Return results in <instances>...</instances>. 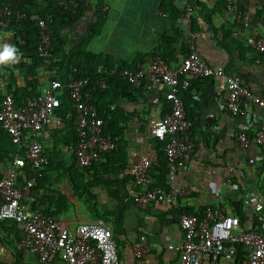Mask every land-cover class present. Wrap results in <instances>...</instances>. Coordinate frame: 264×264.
<instances>
[{"label":"crops","instance_id":"0c3cea01","mask_svg":"<svg viewBox=\"0 0 264 264\" xmlns=\"http://www.w3.org/2000/svg\"><path fill=\"white\" fill-rule=\"evenodd\" d=\"M95 1L86 0L84 15L75 22L70 33L74 39L85 32L93 19ZM104 1L106 22L92 45L104 32L110 9L114 10L112 25L115 33L111 32L108 39L115 37L119 42L115 41L111 46L108 42L103 44V50L98 51L102 58L115 55V60L133 62L144 54L149 57L163 33H175L176 24L183 30L185 43L183 40L182 44L180 41L175 44L171 66H175L186 52L190 28L196 33L195 51L204 61L211 66H222L225 73L238 76L256 94H264V52H257L246 43L248 36L264 34V0H233L232 11L225 8L224 0H191L193 12L190 18L183 15L184 0ZM239 12L247 17V26L237 20ZM4 45L12 46L0 35V50ZM17 61L18 58L0 64V102L4 93L16 89L33 91L37 96L49 81V71L41 64L37 66L34 79L31 76L25 79L16 69ZM112 64V68L116 66V63ZM140 92L141 96L138 94L118 102L122 113L114 114L118 120L113 127L117 132L116 148L102 154L93 166L103 172L89 189L95 195L94 204L102 217L90 212L91 201L85 203L84 196L78 197L73 192L71 176L81 182L85 177L75 162L70 134L57 115L38 133L37 139L49 163L34 185L35 205L71 227L83 221L103 220L117 241L120 264L176 263L179 254L176 246L183 239L179 226L182 214L202 215L208 208L223 207L227 213L239 215L242 222L260 230L258 215L246 210L242 200L245 192L251 190L264 198V145L253 144L242 152L235 133L244 128L252 131L264 122V108L250 105L244 113L233 115L226 107L227 92L223 83L214 87L208 78H198L189 87L181 88L179 96L184 102L186 116L193 122L190 134L194 151L184 162L176 180L190 193L171 204L155 200L142 208L132 200L140 188L133 182L131 166L141 155L148 156L151 159L150 188L160 187L163 182L166 186V167L159 156L162 141L150 135L148 122L166 114L169 106L163 98L164 87L159 82L152 83L150 89L143 87ZM125 113L129 117L122 121ZM9 148L7 144L0 147V177L10 166L12 156L6 157L8 154L4 150ZM259 215H264V211ZM21 235V227L14 221L0 222V264H17L21 259L18 247ZM140 241L147 251L138 258L133 247ZM49 264L59 263L54 260Z\"/></svg>","mask_w":264,"mask_h":264},{"label":"built area","instance_id":"2783aa9c","mask_svg":"<svg viewBox=\"0 0 264 264\" xmlns=\"http://www.w3.org/2000/svg\"><path fill=\"white\" fill-rule=\"evenodd\" d=\"M224 3L227 10L234 9L233 0H224ZM192 12L191 0H184V17L190 18ZM10 13L7 5L0 11L1 15ZM15 16L18 19L23 14ZM237 20L247 26L248 19L242 13L237 14ZM37 29V52L46 63L50 57L51 33L43 18H38ZM187 31V50L175 66L158 55H151L134 68L123 70L133 87L150 89L152 83L159 82L169 106L166 114L148 122L150 135L164 141L166 186L150 188L151 159L148 156L141 155L131 166L133 182L140 188L132 200L142 208L155 200L171 204L190 193L176 180L194 151L190 134L193 122L186 116L179 96L181 88L189 87L192 80L208 78L214 87L223 83L227 92L226 107L233 115L244 113L250 105L264 108V94H256L238 76L226 74L222 66H211L204 61L195 51L196 33L190 28ZM246 43L257 52H264V34L250 35ZM90 83L89 78L70 73L65 82L49 80L40 94L26 97L19 106L8 92L0 102V131L6 132L11 142L22 149V154L17 152L12 156L8 172L0 177V222L12 220L21 227L18 247L23 264H49L56 259L61 264H120L117 241L102 221H83L71 227L33 206L32 188L48 165L38 133L52 123L61 105V91L66 90L74 104L76 164L89 166L116 147L113 137L103 133L104 121L92 102ZM235 139L242 152L253 144L264 145V122L252 131L238 130ZM27 170L33 174L25 178ZM19 178H23L20 183ZM242 203L246 210L258 215L260 230L242 222L239 215L227 213L223 207L208 208L200 216L182 214L179 226L183 239L176 246L179 254L174 264H264V215H259L264 211V198L251 190L245 192ZM146 251L142 241L134 244L136 257L144 256Z\"/></svg>","mask_w":264,"mask_h":264},{"label":"trees","instance_id":"16d2710c","mask_svg":"<svg viewBox=\"0 0 264 264\" xmlns=\"http://www.w3.org/2000/svg\"><path fill=\"white\" fill-rule=\"evenodd\" d=\"M85 2L86 0H0V11L5 5L11 11L9 15L0 14V22H2L0 24V35L4 39L9 40L12 47L16 49L15 54L19 60L16 63V69L18 73H23L25 79L28 76L34 79V75L37 73V66H40V64L43 68L46 67V71H49L48 80L57 79L65 82L70 73L89 78L91 81L89 88L92 102L97 109V115L104 121L103 133L110 134L116 143L117 132L113 130V127L117 124L118 120L114 114L115 112L122 113L121 109L118 108V102L124 98L135 97L138 94L141 96L139 90L143 88V86L133 87L127 81L123 70L134 68L137 63L142 62L143 58L148 55L144 54L133 62L117 60L116 66L112 68V63L107 62L105 58H102L92 50V41L95 37L99 36L106 22L104 0L95 1V15L93 19L87 24L85 32L74 39L70 33L75 22L84 15ZM16 13H22L23 17L17 19ZM178 14L179 12L175 16L177 17ZM38 18L45 20L51 33L50 57L46 63L37 52ZM192 18L191 22L193 23ZM183 40L185 43L183 30L175 24V33L172 35L163 33L149 56L158 55L170 64L173 61V59L171 60V54L175 48V44L178 41L182 44ZM10 93L17 106L21 105L27 96H36V93L33 91L29 93L25 92L24 89H16L13 92L10 91ZM132 93H135V95ZM60 101L61 105L56 111L55 116L57 115L66 126L70 134L72 147L75 149L77 133L73 125L74 104L66 90L61 91ZM125 114L124 116L126 117H121L122 121L127 120L129 117L127 116L129 115L128 113ZM157 140L160 141L159 139ZM4 144L10 146L9 149H4L6 155L8 154L6 157L11 158L17 152L22 154V149H19L17 145L11 142L9 135L4 131H0V147ZM159 156L165 165L164 141L159 146ZM94 165L92 163L86 167H78L82 170V174L85 177L82 182L76 181L73 176H71L69 181L74 194L78 195V197L84 196L85 203L91 201L90 212L100 218L102 215L98 213L94 204L95 195L89 189L93 182L98 181V176L103 172L97 171L96 167H93ZM32 174L33 171L27 170L25 178ZM22 180L23 178H19L18 183L22 182ZM164 184V182L161 183V186H164ZM34 188L35 186H33L32 191ZM33 206H36L35 201L33 202ZM58 263L61 264L60 261ZM17 264H22V260L18 259Z\"/></svg>","mask_w":264,"mask_h":264},{"label":"rangeland","instance_id":"374dc122","mask_svg":"<svg viewBox=\"0 0 264 264\" xmlns=\"http://www.w3.org/2000/svg\"><path fill=\"white\" fill-rule=\"evenodd\" d=\"M113 16H114V10L110 9V12L108 14V22H107V24H106V26L104 28V32L102 33V35L98 39H96V41L92 45V50L93 51H97L96 53H98L100 56L102 55V53H99L98 51H102L103 50V44L108 42V45L111 46L112 44H114L115 41L119 42V40L117 38H115V37L114 38L111 37L110 40L108 39L111 32L115 33L114 25H112ZM125 43L127 45L129 44V42H125ZM113 56L110 55L108 57V56L105 55L103 58H106V60L109 63H116V61H117V60H115L116 56L115 55H113ZM128 62H130V61H128Z\"/></svg>","mask_w":264,"mask_h":264},{"label":"clouds","instance_id":"9594fccd","mask_svg":"<svg viewBox=\"0 0 264 264\" xmlns=\"http://www.w3.org/2000/svg\"><path fill=\"white\" fill-rule=\"evenodd\" d=\"M16 49L9 45H4L3 49L0 50V64L7 63L9 61H15L17 59Z\"/></svg>","mask_w":264,"mask_h":264}]
</instances>
